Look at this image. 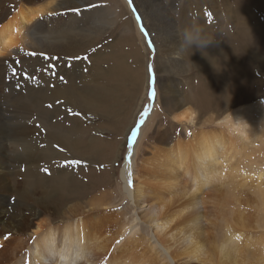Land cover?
<instances>
[{
  "label": "rangeland",
  "instance_id": "1",
  "mask_svg": "<svg viewBox=\"0 0 264 264\" xmlns=\"http://www.w3.org/2000/svg\"><path fill=\"white\" fill-rule=\"evenodd\" d=\"M141 1L142 3L137 6L136 1L133 0V5L130 6L128 0H43L41 1L43 3H53L50 6L51 10L37 16L29 25L26 29L25 41L19 43L17 50L30 52V46H27L25 42H33L35 33L41 29L39 24H45L46 18L54 22L53 26L51 25L53 31L56 30L59 36L63 33L68 34L73 42H78L79 49L74 50L73 55L42 52L39 48L35 50L38 53H50V56L58 57L50 62L40 57L27 60L24 56L16 57L12 54H5L0 58L2 72H0V80L3 82L0 81V85L2 84L0 86V153L3 152L7 160L5 167L9 173L8 181L16 191L13 193H35L37 198L53 197L56 210H50L49 214L44 215L42 223L52 221L62 224L64 221L69 222L75 216L80 217L81 220L93 217L90 224L99 228L97 236L102 241L104 238L108 239L110 248L114 236L122 227L135 226V233L125 237L124 241L116 243L111 255L140 257L142 253L150 264H173L161 250L162 248L155 245L154 240L150 242L153 226L147 221L150 215L153 216L159 211L156 206L161 204V200L149 197L145 207L138 209L131 198L124 193L119 177L122 165L126 161L127 144L133 140L136 141L142 133V140L137 147L135 172L141 175L145 171L143 165L146 157L151 158L153 163L150 166L148 180L153 183L154 176L159 175L158 180L164 183L168 177L167 172L164 173L165 175L159 172L160 167L157 165L161 156L163 157L166 153L165 148L168 149V146L175 144L178 140H182L184 144L194 138L197 141L201 132L222 131L226 137L225 141L231 139L237 143L236 150H231L235 152L232 168H241V170L237 172V177L221 182L226 181L225 187L228 191L219 190L221 184L218 183L217 186H213L215 188L209 186L203 189V193L197 189L196 192L184 198H172L161 191L162 199L169 197L173 201L168 212H176L183 205L186 207L190 203H198L194 207L190 206V210L186 211L187 214L185 212V215L175 218L170 230L168 229L170 234L161 236L160 242L167 246L168 254L177 259L179 256L183 257L185 253L183 248L186 244L180 238L185 236L189 226H192L186 218L191 219L194 215H200L201 222L196 224L198 229L193 225L191 233L195 235V241L200 245L203 244L200 233H203L206 239L208 238L206 241L210 242V246L208 244L206 252H209L214 245V240L219 242L224 234L223 220L228 219L231 224H234L233 222L237 220L236 214L243 212L242 218L247 221L243 220L253 227L252 230H243L245 236L239 240L240 252L237 264H264V215L260 220L261 225L259 222L255 224L257 220L252 204L253 201L264 200V182L260 179V176L264 175V110L254 107L250 110H242L247 106L252 107L256 102L264 103V1L259 0L260 6L252 2L250 11L255 14V19L251 27L241 24L237 18L235 22L230 21L229 17L226 19L223 8L214 4L215 1L213 3L202 0ZM27 3L32 4V2L22 4ZM89 5H95V7L86 10ZM16 7L13 6V9L15 10ZM70 8H79L81 13L79 15L71 12L64 14ZM200 8L203 12L205 11L200 17H205L204 21L207 25L203 28V34L199 32L202 29L199 27L200 24H194L195 21H199L197 12H200ZM140 10L146 11L151 20L156 17L158 11L164 12L161 23L152 22L153 25L161 28L163 35L168 36L167 47H163L162 50H167L168 47L175 48L178 36L184 41L188 33L193 35V46L188 49L184 62L183 60L176 62L168 67L170 70L163 71L160 61L162 57L157 52L152 32L146 29L148 35L145 36L139 27L141 23L138 25L137 14L145 28ZM194 16L196 18H193ZM240 24L244 28L252 29V33L256 36L253 42L256 46L240 50L237 53L238 66L234 67L230 64V58L224 53V46L229 47L227 42H229L231 30L236 36L239 31L244 30L240 29L243 28ZM132 25L137 27L140 35L133 30ZM42 29L44 30L38 31L37 35L42 34L43 38H47L51 34L50 28ZM46 33H49L48 36ZM212 39L217 40L218 50L213 48ZM202 42L204 46L200 47ZM149 43L153 46L149 47ZM219 53L222 56L221 70H223L220 80L213 76L214 72L210 69L212 59L214 57L218 59ZM75 57L80 58L75 59ZM200 58H205L207 64L201 62ZM17 60L20 61V66L32 75V79H24L22 71L18 76L13 77L11 67H20L15 64ZM49 63L54 65L51 70L48 69ZM150 65L155 74L154 101L149 100L148 68ZM4 73L7 76L3 78ZM60 77H63V80ZM217 82L221 84H213ZM198 84L202 87L209 84L215 85L221 105L206 102L205 94L202 95L201 102V93L200 95L196 93ZM239 85L243 87L240 91H238L241 88ZM183 95L187 97L188 107H191L194 112V121L191 124L180 123L175 119L178 104L175 105L173 100L180 99ZM48 105L52 107L49 108ZM145 107H148L150 112L144 123L137 127ZM69 110L72 113L78 112L80 115H72ZM233 112L237 114L233 115ZM132 131L137 132L135 139L131 135ZM161 134L164 135L163 137L166 136V144L157 140V136ZM154 147L157 150H153ZM72 160L86 162V166L63 167L66 162ZM226 161L227 159H224L222 165L220 164L221 171L224 168L222 171L224 174L229 173L225 170ZM44 168L49 169L51 174H45L42 171ZM182 179L186 181L185 178ZM233 182V188H230L229 184ZM2 184L0 183V186ZM192 187L196 190L194 186ZM186 190L190 189L187 187ZM229 195L233 196L229 204H222L220 200ZM5 201L7 211H10L7 216H10L14 205L16 206V200L11 196ZM152 203H157L153 211L149 210L153 206ZM97 214L103 216L99 218L102 221L98 224L99 219L94 217ZM140 218L144 221L141 222ZM179 227H182L184 232L173 237L177 234ZM109 228L112 233H109ZM246 234L250 237L245 238ZM171 237L175 239L169 240ZM8 240L9 238H4V242ZM8 243L9 248L2 258L9 259L10 256L16 258L17 254L20 257L24 253V250L20 251L24 245L19 250L17 247L20 246L19 242ZM3 247L4 244H0V251ZM98 252H96L97 255ZM97 255L95 257L89 255L87 263L91 264L95 261ZM202 256L199 253V258ZM84 261H80L81 264H87ZM192 262V264H198L197 261ZM222 263L233 264L227 260H223Z\"/></svg>",
  "mask_w": 264,
  "mask_h": 264
},
{
  "label": "bare ground",
  "instance_id": "2",
  "mask_svg": "<svg viewBox=\"0 0 264 264\" xmlns=\"http://www.w3.org/2000/svg\"><path fill=\"white\" fill-rule=\"evenodd\" d=\"M41 1L43 0H0V58L4 57L5 54L16 55V57L24 56L27 60L35 58V57H29L25 55L26 52L24 51L17 50L18 48L17 46L19 45L21 41H25L26 29L29 28V25L35 20V18L43 14L44 12L47 13V11H50L51 10L50 6L54 3L53 1H52L53 3H49L51 1L43 3ZM134 1H136L135 4L137 6L138 4L142 3L141 0H134ZM160 1H163V0H160ZM202 1L203 2L211 1L212 3L215 1L214 4H217L218 7L220 5L223 8L222 10L226 14L225 15L226 19L229 17L230 21L235 22V19L237 18L239 19L241 24L250 26V27L252 26V23L255 19V14L251 13L250 11V7L253 5L252 2H254L256 6H260L259 0H202ZM23 2L25 3L32 2V4L27 3L26 5H23L22 4ZM33 2H37V3L33 4ZM13 6L14 7L17 6L15 10L13 9ZM215 11L218 12V10H215ZM204 12H203V9H201L200 12H197L199 13L197 17L199 21L194 22V24L196 23L200 24L199 27L202 28L199 30L200 34H203L204 33L203 28L207 27L204 21L205 17L204 18L200 17V15H203ZM140 13L144 20L145 29H148L150 32H152V36L155 41V45L157 47V52L162 57L160 61L162 62L161 68L163 69V71L167 70L168 67L173 66L176 62H180L182 60L184 62L188 49L193 46V42H194L193 35L191 33H188L184 41H182L181 37L178 36L176 38L177 45L175 48L168 47L167 50H162L163 47H167L166 42L168 40V36L167 34L163 35L161 28L153 25L152 22L161 23L164 17L163 15L164 12H162V10L158 11L156 14V17L153 18L152 20L146 11L140 10ZM193 18H196V17L194 16ZM47 21L48 20L46 18V20H44L45 24L43 25L39 24L41 29L38 31L42 32V30H44L42 28L49 27L50 28L49 32L51 34L46 33L47 36L49 34L48 36L49 38L48 37L43 38L42 34L37 35L38 31L36 32L35 30H33L34 32H36L35 33L36 36L33 37V40L31 39L33 42L31 43L25 42L27 46H30V49L33 51L38 50L39 48L40 51L42 52L50 51V52H55L58 55L59 54L60 55H73L74 54L73 51L74 50L76 51V49H79L78 42L77 43L73 42L71 37H69V35L66 33H63L62 36H59L58 35L59 33H56L55 32L56 30L53 31L52 29V26H53L52 23L54 22L50 20L48 22ZM208 24L210 25V23ZM243 25H241V27H243ZM132 27H133V30L137 32V35L141 34L138 32L137 27L135 28L134 25H132ZM139 27L141 28V24L139 25ZM238 28H239V25H238ZM240 29H244V30L241 32L239 31L237 33L238 36H236V34L235 35L232 34L233 33L232 30H231V34L228 33L230 35L229 42H227L229 47L224 46V53L230 58V64L233 65L234 67L238 66L237 53L240 50L249 49L251 47L256 46L255 45L256 43L255 44L253 43L255 42L256 36L252 33V29L249 27H245V28L243 27ZM51 30L53 32H51ZM177 32L179 33V30ZM52 33H54L55 36ZM210 34L212 35V33ZM258 41L260 40L258 39ZM211 44L213 45L214 49L216 50L219 49L217 40L212 39ZM33 46H35V48ZM203 46H204V43L203 42L200 43V47H203ZM218 55H219L218 59L217 57H214L212 59L210 69H212V71L214 72L213 76L215 75V78L220 80L222 79L221 71H223L221 70L222 69L221 68L222 56L220 55V53ZM200 61L207 64V60L205 58H200ZM207 70H204V71L207 72ZM209 73L211 72L209 71ZM74 75H77V74H74ZM6 76L7 74L4 73L3 78ZM3 81L5 82V79ZM234 81L236 82V80ZM213 84L220 85L221 83L217 82ZM229 85H230V82H229ZM236 86L238 89L239 88L238 82ZM242 88L243 87H241L238 91H240ZM196 93H198V95H200L201 93L200 95L201 102H202V95L205 94L206 102H210V104L212 103L213 105H221V102H220L221 99H220V96L218 95L217 90H215V85L209 84L206 87L204 86L202 87V85L198 84ZM58 97H59V94H58ZM186 98L187 97L183 95V96H180V99L178 98L177 100L175 99L173 100V102H175V105L178 104L175 119L179 121L180 123L191 124L194 121L193 120L194 112L191 107H188L189 102H187ZM253 107L258 108V110L263 108L264 110V103L256 102V104L252 105V107L247 106L243 108L242 110L243 111H245L246 109L250 110ZM236 114L237 112H233V115H236ZM59 131H60V127H59ZM100 136L101 135H99V137ZM142 136L143 135L141 133L140 137L136 139V141L133 140L132 142L127 144L126 161L124 165H122L123 168L120 171L119 178L124 188V193L131 198L136 208L139 209L143 206L145 207V204L149 202L148 201L149 197L159 198V200H161V204L159 206H156L157 203H152L153 206L151 204L152 207L149 209L153 211L155 206L158 207L159 209V211L156 214H154L153 216L150 215L147 221L148 224L153 226L152 238L150 239V242L154 240L155 245L156 246L159 245L162 248L161 250H163L166 256L170 259L171 261L170 263H173V264H192L193 263L192 261H197L198 264H223L222 263L223 260H227L229 262H233V264H237L239 261L238 258H239V252H240L239 240L245 236L243 230L245 229L249 230L253 227L249 225L248 222H246L247 221L246 219L242 218V214H243L242 211H241L242 213L240 214L239 212L237 213V211L235 212V210L232 209L234 210L235 213H237L236 214L237 218L235 217L237 220L233 222L234 224H231L228 219L223 220L224 234L222 235V238L219 242H216L214 240V245H212L210 250L208 248L209 252H206V248L210 246V242L206 241L208 238L206 239L203 233H200V238H202L203 240V244L200 245L199 242L195 241V238H196L195 235L191 233L192 232L191 227L193 225H194V228L198 229L196 224L198 223L200 224L201 222L200 215H194V217H192L191 219L186 218L190 224L192 223V226H189L188 232L185 234V236L180 238L186 244L184 248L182 246V248L185 249L184 250L185 253L183 254L182 252L183 257L179 256L177 259L174 256L168 254L169 249L167 248L166 245H163L160 242L161 236L165 237L166 235L170 234V231H168V229L170 230V226L175 221V218L177 216L179 217L182 216L187 210H190V206L194 207L198 203V202H194L190 204L187 203L188 205L186 204L187 205L186 207L183 205V207L181 206V208L177 210L176 212H172V211L168 212V210L171 209L170 204L173 201L171 198L165 197L164 195L163 196L165 198L162 199V196H160V194L164 192L166 193V195H170V197L172 198L173 197H183L184 198L188 195H191L194 191L196 192L197 189L198 190L200 189V193H201L203 189H206L209 186H212V188H215L213 186H215L217 183L221 184L219 186L220 188L219 190L226 189V191H228L227 188L225 187L226 181H228L229 179L231 180L233 177H237V172L241 170V168H232V160L234 159L235 152H232L231 150H236L237 143L235 141L233 142L231 139H227V141H225L226 137L224 136L223 132L218 131V130L207 131L206 133L201 132L198 136L199 140L196 141L194 138V140L188 141L187 144H184L182 140L181 141L178 140V142H176L175 144L168 146V149L165 148L166 153L164 155L162 154L163 157L161 156V158L159 159L158 165L156 163V165L160 167L159 172H162L163 174L167 172V176H168L167 179H165V181L163 180L164 183H162L161 181L158 180L159 175L156 177L154 176V182L152 183L150 182L151 180H148V176L150 175V172H151L150 166L153 163L152 162L153 159L146 157V162L143 165V169L145 171H143L141 175L135 172V161L137 158L136 156H138L137 147L142 140ZM163 136H164L163 134H161V136H157V140L161 142L162 144H166L167 138L166 136L165 137ZM155 149L156 148L154 147L153 150ZM0 151H1V148H0ZM94 152H92V154H94ZM1 153H0V183L1 184L4 183V184L0 186V244H4V247L0 251V264H81V262H83L84 260H85L84 263L85 262L87 263L89 261V259H87L89 255L92 257H95V255H97L96 252L98 251H99L98 252L99 254L97 255V258L91 264H150V262L146 259V256L142 255L141 252H140L141 253L140 257H137L136 255H129L126 257H123V255L120 256L116 254L111 255V251L115 248L114 246L116 245V243H120V241H122L125 237H128L129 235L135 233L134 232L135 226L134 227H125V226L122 227L121 229L122 231L120 230L117 233V235L114 236L115 238L110 248V245L107 242L108 239L104 238V240L102 241L101 238L97 236V234L99 233L98 231L99 228L94 227L90 224V222H92L94 219L93 217L88 218V220L86 219L81 220L80 217L77 218V216L74 215L75 217H72L69 222L64 221L62 224H59L57 222H52V221L42 223L43 221L42 217L44 215L49 214L50 210H56V208L54 207L55 201H53V197L51 196V197L37 198L35 196V193H19V192L13 193V191L14 192L16 191H15V188L13 190V187H11V183H9L10 181H8L9 173L7 171L8 169L5 167L7 160H6L5 154L3 152ZM224 159L225 160L227 159L226 164H225V167H226L225 170L229 172L227 174L222 173L224 168L222 169V171L220 168V164L222 165V160ZM182 178H185L186 181ZM260 179L264 182V175H261ZM224 180H226L225 183H221ZM229 185H230V188H233L232 186L234 185V182ZM192 186H194L196 190H194ZM187 187L188 189H190L189 191L186 190ZM2 192H8V193H2ZM226 193H229V192H226ZM223 194H225V192H223ZM11 196L15 198L16 206L14 205V208L11 212L12 214L10 216H7L8 213H10V211L9 212L7 211L8 210L7 209L8 200L6 203L5 199ZM232 197H233L232 195H229L226 198L220 200V202L222 204H229ZM252 204L254 205V209H255L254 215L257 220L255 221V224L256 222H259V225H261L260 220L261 218H263L262 215H264V200L260 202L253 201ZM197 208H194V209L196 210ZM94 217L99 219L103 216L97 214ZM243 219L246 221H244ZM140 220L141 222L144 221L142 218H140ZM101 221L102 219L97 220V224L100 223ZM248 221L250 220L248 219ZM254 227L257 230V227L256 226ZM110 232L112 233V230H110L109 228V233ZM183 232H184V229L182 227H179L177 229V234L173 235V237L178 236L182 234ZM9 233L11 234L9 236V240L4 242V237L8 235ZM189 233L191 234L188 236L187 234ZM249 235H250V232H249ZM249 235L247 236L246 234L245 238L247 237L249 238L250 237ZM173 237L169 238V240L175 239ZM137 239H135V241H137ZM8 242H12V244L19 242L20 246H17L19 250H20V247L24 245L22 246L23 249L21 248L22 250H20L21 252H23L24 250V253L21 254L20 257H19V254L16 253L18 255L16 258H12L13 256H10L9 259L2 258L3 257L2 255H4V252L9 248ZM247 245H249V243ZM26 246L27 248H24ZM15 250L16 248L14 249V252ZM19 250H18V253H19ZM180 250L182 251L181 248ZM199 253L203 255L201 258H199Z\"/></svg>",
  "mask_w": 264,
  "mask_h": 264
},
{
  "label": "snow or ice",
  "instance_id": "3",
  "mask_svg": "<svg viewBox=\"0 0 264 264\" xmlns=\"http://www.w3.org/2000/svg\"><path fill=\"white\" fill-rule=\"evenodd\" d=\"M128 3H129L130 6H132V5H133V0H128ZM92 7H95V5H89V6H88V9H86V10H91ZM133 11L135 12V8H134V7H133ZM68 12H71V13H73V14L79 15V14L81 13V9H79V8H70V9H68V11H67L66 13H64V14H68ZM136 19H137V22H138V23H141V32H142L145 36H147L148 34H147V32H146V29L143 27L142 22H141V19H140V16H139L138 14H137V16H136ZM152 46H153V45H151V43H149V47H152ZM21 51H23V50L21 49ZM25 55H27V56H29V57H40V58H42L43 60H45V61H49V62H50L52 59H58V57H52V56H50V55L47 54V53H37V52H35V51H30V52L26 53ZM79 58H80V57H75V59H79ZM86 58H87V57H85V59H86ZM15 64H16L17 66H20V61L17 60V61L15 62ZM53 67H54V65H52L51 63L48 64V69H49V70H51ZM21 71L23 72V78H24V79L28 80V79H32V78H33L31 74H29L26 70H24V69L22 68V66H20L19 68H18V67H11V72H12L13 77L18 76V75L20 74ZM148 72H149V100L154 101V99H155V95H156V90H155V74H154V70H153V68H152L151 65H150L149 68H148ZM60 79L63 80V77H60ZM48 107L51 108L52 105H48ZM69 111H70V113H71L72 115H76V116H79V115H80V113H78V112H76V113H72L71 110H69ZM149 112H150V109H149L148 107H145L143 113H142V114L140 115V117H139V121H138V125H137V127L141 126V125L144 123V120H145V118H146V116L148 115ZM37 127H39V125H37ZM131 135H132L133 139H135L136 136H137V132H136V131H132ZM57 147H58V146H57ZM61 151H63V149H61ZM82 166H86V162H82V161H79V160L68 161V162H66V163L63 165V167H82ZM22 170H23V169H22ZM42 171H43L45 174H48V175L51 174V173H50V170L47 169V168L42 169ZM130 183H131V181H130ZM10 235H11V234L9 233V234L6 235L4 238H5V239H8Z\"/></svg>",
  "mask_w": 264,
  "mask_h": 264
}]
</instances>
